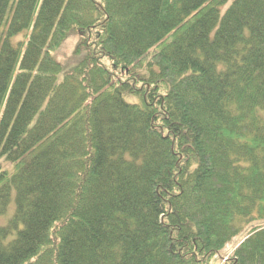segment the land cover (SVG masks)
<instances>
[{
    "label": "trees",
    "instance_id": "1",
    "mask_svg": "<svg viewBox=\"0 0 264 264\" xmlns=\"http://www.w3.org/2000/svg\"><path fill=\"white\" fill-rule=\"evenodd\" d=\"M238 237L220 264H264V0H0V264Z\"/></svg>",
    "mask_w": 264,
    "mask_h": 264
},
{
    "label": "rangeland",
    "instance_id": "2",
    "mask_svg": "<svg viewBox=\"0 0 264 264\" xmlns=\"http://www.w3.org/2000/svg\"><path fill=\"white\" fill-rule=\"evenodd\" d=\"M23 40H25V34L24 33L15 38V42H22ZM77 42H78V37L72 36L62 45L60 50L57 52V55L61 61H65L68 59L66 57L71 56ZM129 99L137 100L135 97H132ZM5 220H6V218L2 219V221H5ZM240 240H241V237H238V238L234 239L232 242H230L225 247L224 251L222 252L223 256L219 255V264L221 262L224 263L228 259V257L232 256V254H233L235 248L237 247L238 243L240 242ZM220 260H221V262H220Z\"/></svg>",
    "mask_w": 264,
    "mask_h": 264
}]
</instances>
